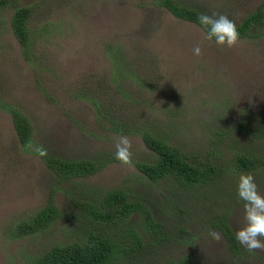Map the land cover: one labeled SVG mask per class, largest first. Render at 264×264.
I'll return each mask as SVG.
<instances>
[{
	"label": "rangeland",
	"instance_id": "obj_1",
	"mask_svg": "<svg viewBox=\"0 0 264 264\" xmlns=\"http://www.w3.org/2000/svg\"><path fill=\"white\" fill-rule=\"evenodd\" d=\"M174 1L199 13H223L236 24L264 3ZM23 5L32 7L26 52L10 25L14 7ZM197 45L201 55L193 52ZM12 108L31 125L26 146L13 128ZM125 128L133 132H122ZM260 128L264 35L240 37L232 48L219 46L200 26L172 15L156 0H7L0 9V264H29L54 243L81 234L76 227L87 216L60 217L38 233L12 235V225L50 197L60 211L77 212L73 198H99L113 188L144 203L163 224L161 241L142 233L143 249L113 264H171L186 252L194 264H264V250L250 253L237 241L235 254L222 234L220 241L212 239L209 233L218 230L203 221L223 214L234 234L244 225V202L237 196L241 173H251L264 195ZM142 132L195 162L214 164L213 184L190 191L179 187L177 195L172 176L151 180L143 175L135 164L152 163L156 154L144 144ZM120 134L132 142L133 167L115 159L114 137ZM39 151L67 160L101 156L109 162L89 175L56 183ZM235 153L260 162L236 171ZM124 224L143 228L135 212Z\"/></svg>",
	"mask_w": 264,
	"mask_h": 264
},
{
	"label": "trees",
	"instance_id": "obj_2",
	"mask_svg": "<svg viewBox=\"0 0 264 264\" xmlns=\"http://www.w3.org/2000/svg\"><path fill=\"white\" fill-rule=\"evenodd\" d=\"M156 3L165 7L172 15L194 22L206 32L197 20L200 13L194 8L178 4L174 0H156ZM263 4L256 6L252 12L245 15L236 24L240 37L264 35ZM6 5L7 0H0V9ZM31 10V6H15L10 17L12 32L20 43L23 52H26L31 46V35L26 26ZM252 29L253 32H250ZM9 113L19 142L21 145L26 146L31 141L30 135L32 132L28 119L15 108H12ZM246 129L253 132L255 127H247ZM122 132H133V130L125 128ZM259 132L264 134V128H260ZM213 134L218 136L220 132H214ZM140 135L146 147L156 154V158L152 163L135 164L143 175L151 180H157L167 175L172 176L174 179L172 186L177 189L174 194L177 195L180 191L179 187L183 188V191L188 189L190 191V188L195 186L207 184L206 188H208L213 184L216 174L214 164L208 161L195 162L177 148L169 146L165 141L147 132H142ZM38 154L44 159L47 167L54 172L56 183L89 175L109 162V158L101 156L92 159L67 160L46 155L43 151H39ZM258 159L255 156L246 157L242 153L236 154L233 168L236 171L248 170L254 165V162H260ZM206 193L208 192H203L204 197L212 199ZM212 193V196H216L214 192ZM179 199L176 198L175 201L177 202ZM71 206H75L77 209L79 207L80 211L74 212L71 207L67 211H60L54 204L52 197H50L46 204L38 208L28 218L21 219L12 225L10 228L12 235L22 237L38 233L60 217L67 220H76L77 217L87 216V222L81 225L79 223L76 227L80 231V235L73 240L54 243L43 252L32 257L29 264H113L121 260L122 257H126L127 254L131 255L136 250L143 249L142 233H151L159 241L162 240L163 224L152 218L149 208L144 203L139 200L128 199L121 188L106 190L100 194L99 198H92L91 196L86 201H78L73 198ZM134 212L138 213L141 218L142 230L124 226V222ZM209 217H206L203 221L221 232L228 249L237 254L239 246L225 215L214 214L212 218ZM105 227L114 229V232H107L104 229ZM118 228H121V230L115 232ZM181 230L183 229L181 228ZM171 264L194 263L192 256L186 252Z\"/></svg>",
	"mask_w": 264,
	"mask_h": 264
},
{
	"label": "clouds",
	"instance_id": "obj_3",
	"mask_svg": "<svg viewBox=\"0 0 264 264\" xmlns=\"http://www.w3.org/2000/svg\"><path fill=\"white\" fill-rule=\"evenodd\" d=\"M199 24L206 30V38L219 46L235 47L240 40L236 23L223 13H200ZM193 52L201 55L202 49L197 45ZM115 159L122 164L133 167L132 142L123 134L114 137ZM237 196L244 202L245 223L235 233V239L248 252L264 250V195L257 190L255 178L251 173H241L237 183ZM209 235L215 241L221 240V233L211 231Z\"/></svg>",
	"mask_w": 264,
	"mask_h": 264
}]
</instances>
